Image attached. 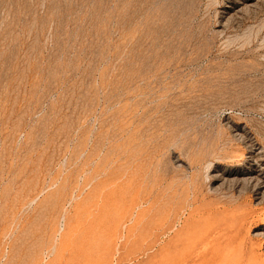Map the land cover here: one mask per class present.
I'll return each mask as SVG.
<instances>
[{"label": "rangeland", "instance_id": "374dc122", "mask_svg": "<svg viewBox=\"0 0 264 264\" xmlns=\"http://www.w3.org/2000/svg\"><path fill=\"white\" fill-rule=\"evenodd\" d=\"M0 264H264V0H0Z\"/></svg>", "mask_w": 264, "mask_h": 264}, {"label": "bare ground", "instance_id": "6f19581e", "mask_svg": "<svg viewBox=\"0 0 264 264\" xmlns=\"http://www.w3.org/2000/svg\"><path fill=\"white\" fill-rule=\"evenodd\" d=\"M259 161V160H258ZM257 183V182H256ZM260 214V213H259ZM261 217V216H260ZM221 233V232H220Z\"/></svg>", "mask_w": 264, "mask_h": 264}]
</instances>
